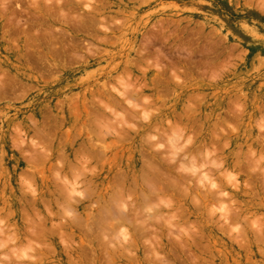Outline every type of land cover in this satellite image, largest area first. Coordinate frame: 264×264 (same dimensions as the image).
<instances>
[{"label": "rangeland", "instance_id": "374dc122", "mask_svg": "<svg viewBox=\"0 0 264 264\" xmlns=\"http://www.w3.org/2000/svg\"><path fill=\"white\" fill-rule=\"evenodd\" d=\"M0 264H264V0H0Z\"/></svg>", "mask_w": 264, "mask_h": 264}, {"label": "bare ground", "instance_id": "6f19581e", "mask_svg": "<svg viewBox=\"0 0 264 264\" xmlns=\"http://www.w3.org/2000/svg\"><path fill=\"white\" fill-rule=\"evenodd\" d=\"M3 244V243H2Z\"/></svg>", "mask_w": 264, "mask_h": 264}]
</instances>
